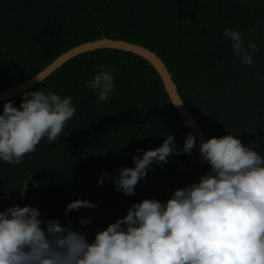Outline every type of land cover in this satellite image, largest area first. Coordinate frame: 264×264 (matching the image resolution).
<instances>
[{
	"label": "trees",
	"instance_id": "1",
	"mask_svg": "<svg viewBox=\"0 0 264 264\" xmlns=\"http://www.w3.org/2000/svg\"><path fill=\"white\" fill-rule=\"evenodd\" d=\"M244 33L260 51L254 65L239 62L224 30ZM101 37L144 45L167 66L178 92L210 137L236 135L264 156V0H0V91L20 83L62 52ZM100 65L114 69L116 91L100 101L86 86ZM71 96L75 114L56 141L46 138L21 163L0 160V195L17 204L31 176L42 204V219L85 233H95L126 215L143 199L166 201L173 190L194 182L209 170L199 143L191 155L181 152L166 163H153L134 195L117 191L102 174L118 176L133 167L137 149L159 147L170 132L177 148L192 133L170 101L162 79L144 58L120 49L80 54L30 90ZM22 93L11 101L17 108ZM193 134V133H192ZM196 139V138H195ZM255 141V144L251 142ZM75 199L96 204L65 213ZM87 218L89 224H81ZM43 226V225H42Z\"/></svg>",
	"mask_w": 264,
	"mask_h": 264
},
{
	"label": "clouds",
	"instance_id": "2",
	"mask_svg": "<svg viewBox=\"0 0 264 264\" xmlns=\"http://www.w3.org/2000/svg\"><path fill=\"white\" fill-rule=\"evenodd\" d=\"M223 36L239 62L252 67L260 51L256 42H246L244 33L228 28ZM113 72L100 65L86 82L102 102L116 91ZM35 79L41 82L40 76ZM22 97L19 108L9 100L0 112V160L9 164L21 163L44 138L56 142L76 111L71 96L51 90H30ZM194 123L187 121L188 126ZM196 146L189 133L177 148L168 132L159 147L137 149L141 154L132 157L133 167L118 169L117 177L104 173L98 184L111 180L115 190L134 195L153 163H166L181 152L191 155ZM199 152L209 170L197 182L173 190L164 202L133 203L91 242L70 222L42 219L31 205L0 210V264H264V156L230 133L201 141ZM95 207L75 199L65 213ZM90 222L80 219L81 224Z\"/></svg>",
	"mask_w": 264,
	"mask_h": 264
},
{
	"label": "water",
	"instance_id": "3",
	"mask_svg": "<svg viewBox=\"0 0 264 264\" xmlns=\"http://www.w3.org/2000/svg\"><path fill=\"white\" fill-rule=\"evenodd\" d=\"M98 49H120L125 52L133 53L148 61L160 75L163 85L168 94V97L172 102L174 108L176 109L177 113L179 114L180 118L183 120V122L186 125H187V121L189 120H193L195 122L194 125L192 126L187 125V127L191 130L198 143L209 138L207 134L204 132V130L201 128V126L198 124L196 118L191 114L187 105L182 100L178 92L177 85L174 82L171 73L169 72L167 66L164 64L162 59L150 48L120 38L101 37L71 47L70 49L62 52L52 62H50L43 69H41L40 71L29 77L28 79L20 83H17L11 87L1 90L0 102L16 97L21 93L28 91L36 84L43 82L47 77H49L52 73H54L57 69H59L62 65H64L72 58L80 54ZM37 75L41 77V82L35 79ZM176 103H180V104H176ZM23 191L24 193L23 195H20L17 204H15L12 201L11 197L8 194H1L0 210L11 207L14 204L18 206L31 205L39 210L40 217L42 218V205L40 202V197L37 193V185L31 176L26 177L23 183L21 193ZM93 213L96 218H103V212L98 206L93 208Z\"/></svg>",
	"mask_w": 264,
	"mask_h": 264
},
{
	"label": "flooded vegetation",
	"instance_id": "4",
	"mask_svg": "<svg viewBox=\"0 0 264 264\" xmlns=\"http://www.w3.org/2000/svg\"><path fill=\"white\" fill-rule=\"evenodd\" d=\"M42 205V204H41ZM43 207V206H42Z\"/></svg>",
	"mask_w": 264,
	"mask_h": 264
}]
</instances>
